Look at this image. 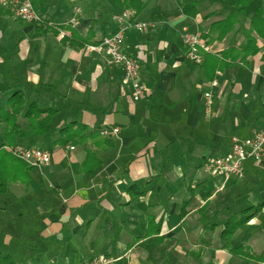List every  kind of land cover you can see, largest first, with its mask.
Returning <instances> with one entry per match:
<instances>
[{"label": "crops", "instance_id": "0c3cea01", "mask_svg": "<svg viewBox=\"0 0 264 264\" xmlns=\"http://www.w3.org/2000/svg\"><path fill=\"white\" fill-rule=\"evenodd\" d=\"M22 1L0 4V96L19 90L57 110L54 130L36 144L51 152V162L36 167L23 185L37 196L47 180L63 199L40 211L53 231H45L52 241L42 246L49 257L37 263L83 264L104 254L110 264H264V157L245 161L243 179L209 177L202 169L204 161L230 153L233 137L264 129V49L248 67L231 66L210 81L209 71L186 58L180 41L183 26L207 35L238 0H187L199 9L195 17L183 12L184 0H141L145 7L135 18L147 27L130 29L123 49L140 64L142 98L133 96L106 53L87 49L112 33L111 16L123 10L116 0H30L55 25L47 34L14 17L13 5ZM259 5L264 0H252L242 23L223 40L205 37L210 53L240 48ZM74 7L82 11L77 26L69 23ZM72 29L84 46L63 42ZM74 121L89 132H120L87 137L74 150L56 144V129ZM89 149L101 165L84 175ZM8 207L0 205V215ZM250 207L260 211L230 240V247L249 248L253 259H242L228 251L222 233L232 215ZM6 230L0 225V250L9 243Z\"/></svg>", "mask_w": 264, "mask_h": 264}, {"label": "trees", "instance_id": "16d2710c", "mask_svg": "<svg viewBox=\"0 0 264 264\" xmlns=\"http://www.w3.org/2000/svg\"><path fill=\"white\" fill-rule=\"evenodd\" d=\"M251 1L238 0L234 3V10L226 18L212 23L207 35L204 36L202 32H199L200 35L204 36V39L205 37H209L210 40H223L242 23L241 18L247 16L246 7ZM116 3L122 9H132L135 13L142 11L145 7V3L141 0H116ZM180 3L186 15L195 17L198 14L199 9L195 3L187 0ZM249 16L250 26L244 30V42L240 48L229 46L217 54L210 52L203 53V63L201 65L205 73L209 71L210 81L214 80L217 72H222L231 66L242 65L248 67L250 58L264 49V44L260 46L258 43L259 39L264 41V6L259 5ZM33 26L36 33L47 34L55 32V25L48 24L43 19L34 23ZM71 32V36L65 37L63 42L69 44V46H84L85 43L83 41L80 44L77 42L80 40L77 32L74 29ZM262 59L264 61V54ZM0 100L4 101V106H0V127H3L0 139V194H5L9 191L11 183L20 182L28 185L31 180V172L36 167L20 159L4 147L8 146L12 149L19 146L36 147L38 138L51 133L53 129L52 121L57 114V110L41 107L34 98L28 99L19 90H16L9 96H0ZM103 129L105 127L89 132L84 125L76 121L66 123L56 129L58 136L56 144L59 146L70 145L75 147V145L83 143L87 137L91 136L94 138L102 136L104 139H109L110 137H105L101 134ZM100 165L101 160L97 153L89 149L80 170L84 175H93L95 169ZM259 211L260 207L254 209L250 207L232 215L224 223L222 236L225 240L226 248L233 256L242 259H253L249 248L243 245L230 247V240L235 232L247 224ZM0 264L17 263L10 254L0 253Z\"/></svg>", "mask_w": 264, "mask_h": 264}, {"label": "built area", "instance_id": "2783aa9c", "mask_svg": "<svg viewBox=\"0 0 264 264\" xmlns=\"http://www.w3.org/2000/svg\"><path fill=\"white\" fill-rule=\"evenodd\" d=\"M5 0H0V4H4ZM13 14L16 19L26 23L34 24L42 18L35 10L30 0L16 2L13 5ZM81 8L74 7L69 23L72 26L79 24ZM136 13L132 9H123L111 16L114 29L109 36H106L97 44L87 45V49L91 52H104L108 55L111 65L119 67L124 79L133 87V96L142 98L146 94L145 85L140 80V64L131 55L123 49L126 33L130 29H143L147 27L146 23L138 21ZM180 41L186 49V58L196 64L203 63V53L211 52V46L199 32L191 31L187 26H183L180 30ZM216 84V81L213 82ZM207 98L211 97L210 92L205 93ZM120 132L118 127L105 128L101 134L105 137H117ZM11 151L17 157L30 163L34 167L48 165L51 162V153L43 148L36 147H17L12 149L8 146L4 147ZM74 150V146L69 147ZM264 157V129L257 131L253 136L246 139L233 137L231 151L226 156H217L208 159L202 169L206 176L221 177L224 179H243L244 163L248 159L259 161ZM112 259L104 254L85 261L83 264H110Z\"/></svg>", "mask_w": 264, "mask_h": 264}, {"label": "rangeland", "instance_id": "374dc122", "mask_svg": "<svg viewBox=\"0 0 264 264\" xmlns=\"http://www.w3.org/2000/svg\"><path fill=\"white\" fill-rule=\"evenodd\" d=\"M10 185V191L0 195V205L7 202L9 206L8 210L0 215V225L5 226L9 235V243L2 246L0 253L12 254L17 264H38V260H45L50 254L42 250V246L52 241L50 237H44L45 231H51L52 227L47 226L44 220L47 216L41 215L40 211L51 204L57 207L60 202L63 203V199L51 188L47 180H44L42 191L37 196L30 193L31 191L25 193V186L21 183ZM35 202L39 209H35Z\"/></svg>", "mask_w": 264, "mask_h": 264}]
</instances>
